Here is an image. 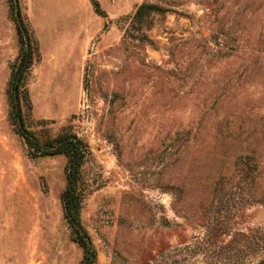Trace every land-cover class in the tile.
<instances>
[{
  "label": "rangeland",
  "instance_id": "obj_1",
  "mask_svg": "<svg viewBox=\"0 0 264 264\" xmlns=\"http://www.w3.org/2000/svg\"><path fill=\"white\" fill-rule=\"evenodd\" d=\"M0 0V264H78L64 157L34 156L8 84L35 47L27 125L89 150L80 221L93 264H203L207 232L264 224V0ZM142 2L159 5L140 21Z\"/></svg>",
  "mask_w": 264,
  "mask_h": 264
},
{
  "label": "trees",
  "instance_id": "obj_2",
  "mask_svg": "<svg viewBox=\"0 0 264 264\" xmlns=\"http://www.w3.org/2000/svg\"><path fill=\"white\" fill-rule=\"evenodd\" d=\"M91 2L93 9L98 13L97 2L94 0ZM165 11L166 9L159 5L142 2L135 7L131 17L135 21H140L150 13ZM18 34L19 38L22 35L23 40L20 39V43L24 46L19 49L8 79L13 121L31 154L38 157L51 155L64 157V187L60 194L63 217L71 240L81 249L78 264H93L95 251L79 217L81 202L88 192L83 166L90 153L86 143L65 128L50 136L27 125L21 113L20 101L27 100L24 77L30 67L35 47L30 45V35L24 27L18 30ZM211 233L210 231L205 233L194 249L185 247V250H188L189 254L195 250L203 252V264H264V224L248 231L229 230L224 243L212 242Z\"/></svg>",
  "mask_w": 264,
  "mask_h": 264
}]
</instances>
